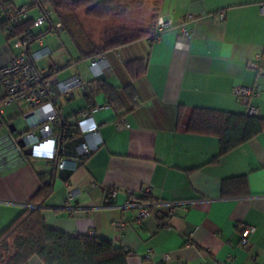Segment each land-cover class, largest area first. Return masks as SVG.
I'll use <instances>...</instances> for the list:
<instances>
[{
	"label": "crops",
	"instance_id": "1",
	"mask_svg": "<svg viewBox=\"0 0 264 264\" xmlns=\"http://www.w3.org/2000/svg\"><path fill=\"white\" fill-rule=\"evenodd\" d=\"M261 1L161 0L159 17L171 19L172 25L159 38L137 39L102 53L110 68L104 80L99 78L113 87L118 109H101L94 115L102 143L81 166L67 163L65 169L54 168L51 139L28 144L30 149L23 153L16 140L28 120L14 104L4 106L0 114V231L28 206L43 183L51 182L53 191L41 206L46 224L71 235L109 239L129 250L128 264H142L148 249L158 260L169 254L168 264L177 259L186 264H264V130L220 155L217 137L188 132L185 126L194 108L245 113L233 94L239 84L259 86V95L251 103L264 119V68L248 67L255 53L264 54ZM7 4L29 5L28 18L41 12L32 0H0V67L18 53L6 32L2 9ZM46 27L47 23L41 25ZM184 28L191 33L188 38L181 36ZM42 43L51 50L39 61L46 73L56 64L62 79L81 74L69 69L71 60L64 65L53 61V45ZM33 47L38 46L33 43ZM135 58L146 61L145 72L138 77L125 67L126 61ZM84 79L90 84L93 78L90 74ZM89 91L88 86L74 89L71 96L59 100L68 123L73 124L91 105L106 101L102 92L89 99ZM63 100L69 104L78 100V104L65 112ZM119 116L127 120L128 128L116 129L114 121ZM10 124L15 127L13 133ZM147 185L151 190L145 194ZM113 187L154 202L153 214L135 223L134 208L117 206L126 199L122 192L111 206L97 207ZM72 189L77 192L70 197ZM167 202H181L185 209L166 215ZM246 226H254L255 231L242 245ZM27 264L44 263L34 255Z\"/></svg>",
	"mask_w": 264,
	"mask_h": 264
},
{
	"label": "built area",
	"instance_id": "2",
	"mask_svg": "<svg viewBox=\"0 0 264 264\" xmlns=\"http://www.w3.org/2000/svg\"><path fill=\"white\" fill-rule=\"evenodd\" d=\"M34 3L40 6L41 12L37 17L32 18V27L29 31L18 30L20 24L28 17V5L18 7L11 5L2 9L6 18L7 36L12 38V44L18 49V53L9 63L0 67V84L3 88V95L0 97V114L4 106L9 104H14L20 112L25 114L28 126L26 130L20 132V137L26 145L36 144L42 139H51L53 142L51 162L54 168L65 169L67 163L75 167L81 166L84 159L97 151L102 143L94 115L101 109H109L110 104L103 102L91 105L75 118L73 124L62 117L59 100L62 97L71 96L74 89L87 87V81L79 72L63 79L59 78L57 75L59 66L56 64L51 67L49 73L39 66V61L51 53V50L43 45L42 36L46 33H57L63 28V24L55 17L52 7L43 6L42 0H34ZM258 14L264 16V1L258 4ZM218 18L222 19L223 13H219ZM43 23H47L45 29L41 28ZM171 25V19L158 17L155 39L159 38L161 32ZM190 34V31L184 28L181 36L188 38ZM33 43H36L38 47L34 48ZM72 65L75 66L76 62L69 61L68 66ZM248 67L254 70L264 68V54L255 53L248 61ZM87 68L91 77L95 79L107 74L110 67L105 56L99 53L89 59ZM233 94L238 102L245 106L246 114L259 115V110L251 103V99L259 95L257 84L236 85L233 88ZM114 124L117 130H123L129 126L123 116L116 118ZM150 190L151 186L147 185L144 193L148 194ZM76 192V189L69 190L68 196L73 197ZM119 192L124 193L126 199L117 206L134 208L135 223L139 224L145 217L153 214L154 202L139 199L132 194L131 190H120L117 187L111 188L104 202L96 206H111ZM165 205L166 215L173 214L179 207L185 209V204L181 202H167ZM254 231V226H246L242 231L240 243L246 245L248 236ZM171 261L172 257L169 254H165L159 260L156 259L150 249L142 257V264H168ZM173 264L186 263L177 259Z\"/></svg>",
	"mask_w": 264,
	"mask_h": 264
},
{
	"label": "trees",
	"instance_id": "3",
	"mask_svg": "<svg viewBox=\"0 0 264 264\" xmlns=\"http://www.w3.org/2000/svg\"><path fill=\"white\" fill-rule=\"evenodd\" d=\"M33 4L34 3V0ZM53 5L55 17L61 20L63 28L68 31L78 52L83 58L104 53L128 42L148 38L153 41L156 36V21L159 17L161 0H157L155 24L149 30H137L121 39L95 43L87 36L88 45H83L76 37L73 27H81L76 16L78 10H84L87 17L106 20L120 15L123 0H47ZM9 6V4L4 7ZM29 6V5H28ZM6 23V18H5ZM32 18L25 19L19 31H29ZM125 67L132 77L145 72L146 61L135 58L125 62ZM87 82L89 99L97 92L106 96L110 108L117 111L115 96L111 95L113 87L100 78ZM120 117V116H119ZM186 131L213 135L219 140L220 155L252 139L264 130V119L246 113H234L208 108H194L185 124ZM53 191L51 182L43 183L15 219L0 231V264H27L32 256H37L44 264H128L129 250L116 247L109 239L93 234H68L62 230L49 227L42 216L41 206ZM144 200V198H142ZM9 245L12 251L6 256Z\"/></svg>",
	"mask_w": 264,
	"mask_h": 264
},
{
	"label": "rangeland",
	"instance_id": "4",
	"mask_svg": "<svg viewBox=\"0 0 264 264\" xmlns=\"http://www.w3.org/2000/svg\"><path fill=\"white\" fill-rule=\"evenodd\" d=\"M157 2V0H123L120 10L122 14L109 17L103 21L91 19L85 15L84 10H78L76 16L81 22L82 29L73 27L74 33L83 45H88L86 34L95 43L101 44L121 39L137 30H149L155 24ZM42 5H48L53 8V5L47 0H42ZM34 13L38 15L37 9L34 10ZM54 34L47 33L42 36L43 42L54 47L55 54L52 60L62 65L67 60L74 61L76 65L70 66L69 69H78L85 78H90V73L87 68L88 59L80 55L68 31L64 29L60 32L59 36L56 33ZM58 75L62 79L63 76L61 74ZM61 104L64 106L65 112H68L72 106L78 104V100L71 104L63 100ZM20 120L22 119L20 118ZM11 251L12 245H9L5 257Z\"/></svg>",
	"mask_w": 264,
	"mask_h": 264
},
{
	"label": "water",
	"instance_id": "5",
	"mask_svg": "<svg viewBox=\"0 0 264 264\" xmlns=\"http://www.w3.org/2000/svg\"><path fill=\"white\" fill-rule=\"evenodd\" d=\"M100 78L104 80L105 77H104V75H101ZM10 126H11L10 131H11V133H13L15 131V127L13 126V124H10L9 127ZM16 142H17L18 146L23 149L22 150L23 153L26 154L27 151H28V149H30V148H26V144H25V142H24V140H23L22 137H20L19 139H17Z\"/></svg>",
	"mask_w": 264,
	"mask_h": 264
}]
</instances>
